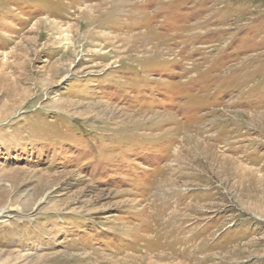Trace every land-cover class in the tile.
<instances>
[{
    "label": "rangeland",
    "instance_id": "rangeland-1",
    "mask_svg": "<svg viewBox=\"0 0 264 264\" xmlns=\"http://www.w3.org/2000/svg\"><path fill=\"white\" fill-rule=\"evenodd\" d=\"M103 1L0 0V264H264V0Z\"/></svg>",
    "mask_w": 264,
    "mask_h": 264
},
{
    "label": "bare ground",
    "instance_id": "bare-ground-1",
    "mask_svg": "<svg viewBox=\"0 0 264 264\" xmlns=\"http://www.w3.org/2000/svg\"><path fill=\"white\" fill-rule=\"evenodd\" d=\"M106 1V0H105ZM105 1H103V2H105ZM105 5V4H104ZM102 6V5H101ZM92 23V22H91ZM113 40V39H112ZM5 68V67H4ZM244 113V112H243ZM231 117H233V115L231 116ZM244 117V116H243ZM245 120V119H244ZM249 123V122H248ZM238 130V129H237ZM195 131V130H194ZM229 133V132H228ZM231 133V132H230ZM229 133V135H231ZM245 134V133H244ZM229 137V136H228ZM206 138L208 139V137L206 136ZM210 139V138H209ZM213 146V145H212ZM228 148V147H227ZM225 150V149H224ZM240 159V158H239ZM231 160V159H230ZM214 163V162H213ZM244 164V163H243ZM170 165V164H169ZM174 165V164H173ZM193 165V164H192ZM237 165H239V164H237ZM178 166V165H177ZM165 168V167H164ZM214 168V167H213ZM228 168V167H227ZM240 168V167H239ZM193 169V168H192ZM196 169H197V167H196ZM250 168H248V170H249ZM199 170V169H198ZM247 170V171H248ZM175 171V170H174ZM177 171V170H176ZM254 171V170H253ZM234 172V171H233ZM241 172V171H240ZM197 173V172H196ZM252 173V172H251ZM175 174V173H174ZM188 175V174H187ZM193 175V174H192ZM185 176V175H184ZM240 176V175H239ZM246 176V175H245ZM241 177V176H240ZM185 178V177H184ZM173 179H175V178H173ZM186 181V180H185ZM184 181V182H185ZM191 183V182H190ZM180 184V183H179ZM162 185H163V183H162ZM169 186V185H168ZM164 187V186H163ZM164 189V188H163ZM176 189V188H175ZM178 194V193H177ZM182 194V193H181ZM158 196V195H157ZM178 196V195H177ZM162 199H163V197H162ZM161 199V200H162ZM173 199V198H172ZM174 200V199H173ZM181 201V200H180ZM173 203V202H172ZM175 203V202H174ZM163 204V203H162ZM171 204V203H170ZM198 204V203H197ZM189 205V204H188ZM196 206V205H195ZM180 207V206H179ZM184 207V206H183ZM194 207V206H193ZM174 208V207H173ZM185 208H186V206H185ZM190 208V207H189ZM193 209V208H192ZM195 209V208H194ZM175 210V209H174ZM183 210V209H182ZM186 211H187V209H186ZM185 211V212H186ZM192 211V210H191ZM176 212V211H175ZM185 212H184V214H185ZM196 212V211H195ZM194 212V213H195ZM173 213V212H172ZM181 214V213H180ZM183 213H182V215H184ZM190 214V213H189ZM188 215V214H187ZM194 215V214H193ZM181 216V215H180ZM178 217V216H177ZM196 217V216H195ZM175 218V217H174ZM181 218V217H180ZM171 219V218H170ZM173 219V218H172ZM178 219V218H177ZM183 219V218H182ZM185 219H187V218H185ZM191 219H192V217H191ZM179 220V219H178ZM172 221V220H171ZM173 222V221H172ZM178 223V222H177ZM185 223V222H184ZM176 224V223H175ZM184 225V224H183ZM183 227V226H182ZM177 229V228H176ZM183 230H184V228H183ZM180 232H181V230H180ZM180 234V233H179Z\"/></svg>",
    "mask_w": 264,
    "mask_h": 264
}]
</instances>
